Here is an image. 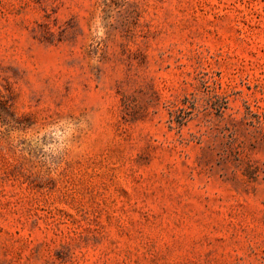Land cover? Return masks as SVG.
Segmentation results:
<instances>
[{"label": "rangeland", "instance_id": "1", "mask_svg": "<svg viewBox=\"0 0 264 264\" xmlns=\"http://www.w3.org/2000/svg\"><path fill=\"white\" fill-rule=\"evenodd\" d=\"M0 264H264V0H0Z\"/></svg>", "mask_w": 264, "mask_h": 264}]
</instances>
